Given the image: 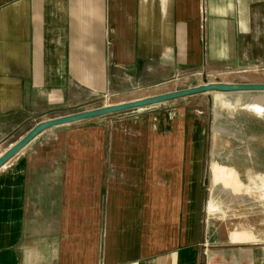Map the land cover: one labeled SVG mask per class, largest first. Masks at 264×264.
Returning <instances> with one entry per match:
<instances>
[{"label":"crops","instance_id":"0c3cea01","mask_svg":"<svg viewBox=\"0 0 264 264\" xmlns=\"http://www.w3.org/2000/svg\"><path fill=\"white\" fill-rule=\"evenodd\" d=\"M193 72L264 84V0H0V157L97 96ZM173 101L51 128L1 167L0 264H264L255 202L212 180L206 199L199 126Z\"/></svg>","mask_w":264,"mask_h":264},{"label":"rangeland","instance_id":"374dc122","mask_svg":"<svg viewBox=\"0 0 264 264\" xmlns=\"http://www.w3.org/2000/svg\"><path fill=\"white\" fill-rule=\"evenodd\" d=\"M249 75H260L256 77L259 80H264L260 78L263 77L264 72L249 73ZM231 80L223 75L212 76L193 72L178 79L175 83L177 84L176 89L186 90L210 82ZM171 84L144 89V91L131 92L127 89H118L108 95L97 96L90 103L80 105L79 108L83 110L95 107L103 108V106L108 107L115 102L158 94L169 89ZM183 105L185 106V111L182 112L183 121L186 124L199 126V129L189 134L197 138L196 145L199 155L206 157L202 165V175L197 183L199 186L202 185L206 199L211 195L212 180L215 192H222L234 198L253 200L255 202V206L251 207L255 210L253 223H261L264 219L261 217L264 215L262 212L264 209V93L209 92L169 102L164 107L175 108ZM161 108L163 107L150 106L142 110L123 112L111 116L109 121L136 119ZM155 117L158 116L150 118ZM173 130L180 134L189 132L180 127ZM166 131V134L162 135L164 138L170 136L169 131L167 129ZM227 157L230 159L227 160ZM175 162L179 165L192 163L194 167V163L199 160H188L185 155H178ZM221 163L233 164L238 173L232 167ZM197 166L200 168L199 165ZM215 209L212 202L209 210Z\"/></svg>","mask_w":264,"mask_h":264},{"label":"water","instance_id":"95a60500","mask_svg":"<svg viewBox=\"0 0 264 264\" xmlns=\"http://www.w3.org/2000/svg\"><path fill=\"white\" fill-rule=\"evenodd\" d=\"M216 92V93H254L264 92V84L262 85H250V84H238V85H227V84H206L197 88L181 90L173 93H168L156 97H151L131 103L108 106L100 109L81 112L74 115L54 119L40 123L34 127L19 143L9 149L2 157H0V168L3 167L11 158L19 153L25 146H27L35 137L42 132L49 130L54 127L64 126L76 122L86 121L99 117L109 116L113 114L133 111L142 109L161 103H165L172 100L181 98L191 97L199 94Z\"/></svg>","mask_w":264,"mask_h":264}]
</instances>
